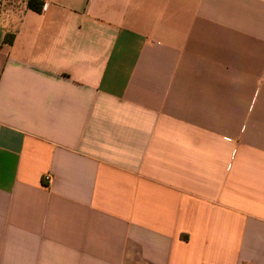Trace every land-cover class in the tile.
Segmentation results:
<instances>
[{
    "label": "crops",
    "instance_id": "1",
    "mask_svg": "<svg viewBox=\"0 0 264 264\" xmlns=\"http://www.w3.org/2000/svg\"><path fill=\"white\" fill-rule=\"evenodd\" d=\"M28 1L0 0V264H264V0Z\"/></svg>",
    "mask_w": 264,
    "mask_h": 264
},
{
    "label": "trees",
    "instance_id": "2",
    "mask_svg": "<svg viewBox=\"0 0 264 264\" xmlns=\"http://www.w3.org/2000/svg\"><path fill=\"white\" fill-rule=\"evenodd\" d=\"M43 6H44L43 1H40V0H29L28 1V7L37 12H41L43 10Z\"/></svg>",
    "mask_w": 264,
    "mask_h": 264
},
{
    "label": "built area",
    "instance_id": "3",
    "mask_svg": "<svg viewBox=\"0 0 264 264\" xmlns=\"http://www.w3.org/2000/svg\"><path fill=\"white\" fill-rule=\"evenodd\" d=\"M45 179H46L47 181H49V180H50V177H46Z\"/></svg>",
    "mask_w": 264,
    "mask_h": 264
}]
</instances>
